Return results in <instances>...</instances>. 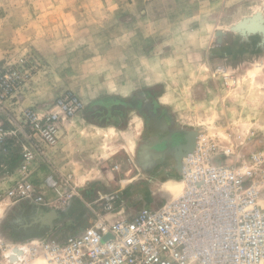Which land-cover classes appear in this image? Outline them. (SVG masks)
I'll return each mask as SVG.
<instances>
[{
  "label": "rangeland",
  "instance_id": "rangeland-1",
  "mask_svg": "<svg viewBox=\"0 0 264 264\" xmlns=\"http://www.w3.org/2000/svg\"><path fill=\"white\" fill-rule=\"evenodd\" d=\"M68 91L83 109L36 154L34 174H62L69 186L56 196L42 186L41 203L0 198V264L78 233L93 211L104 215V196H114L108 219L175 198L182 181L174 191L164 181L195 149L175 159L188 132L229 163L264 152V0H0V126L27 135L24 111L44 112ZM11 138L0 190L23 178L26 139ZM49 210L52 227L37 222Z\"/></svg>",
  "mask_w": 264,
  "mask_h": 264
},
{
  "label": "built area",
  "instance_id": "built-area-1",
  "mask_svg": "<svg viewBox=\"0 0 264 264\" xmlns=\"http://www.w3.org/2000/svg\"><path fill=\"white\" fill-rule=\"evenodd\" d=\"M82 109V101L68 91L44 112L24 111L27 135L0 126V151L13 136H23L27 144L21 152L23 178L0 190V198L43 201L27 179L28 166L44 147L58 142L61 124ZM224 157L228 154L198 135L195 149L182 160L178 196L110 219L104 215L113 212L114 196H104V215L93 211L96 219L78 233L42 239L17 259L11 254L14 261L6 264H30L36 256L45 264H264V152L241 162ZM61 177H45L44 186L60 195L59 188L70 183Z\"/></svg>",
  "mask_w": 264,
  "mask_h": 264
},
{
  "label": "crops",
  "instance_id": "crops-1",
  "mask_svg": "<svg viewBox=\"0 0 264 264\" xmlns=\"http://www.w3.org/2000/svg\"><path fill=\"white\" fill-rule=\"evenodd\" d=\"M32 101H34V102H36L37 100H24L23 102L22 101H20V106L21 107H24V106H27L29 103H31ZM35 104V103H34ZM3 121V116L0 114V123ZM9 142H13L14 140L11 138V139H9L8 140ZM7 141V143H9ZM60 141V140H59ZM58 141V143H57V145L60 143ZM5 145V144H4ZM55 147H57V146H55ZM36 159H37V157H35L34 158V160L30 163V165L28 166V168H29V173H28V176H27V179L35 186V188L37 189V190H39V191H41L40 190V188L42 187V186H44V178L45 177H47V176H55V177H57V178H60L61 176H63L62 174H57V173H55V172H47L43 177H36V174H34V171H35V167L36 166H39L38 165V163H37V161H36ZM38 160V159H37ZM42 166V165H41ZM38 168V167H37ZM33 174V175H32ZM14 177V176H13ZM64 178H66L65 176H63ZM4 178H6V177H4ZM4 178H3V180H4ZM62 178V177H61ZM1 179H2V177H1ZM68 181L70 182V180L68 179ZM7 182V181H6ZM95 183H99V181H95ZM101 184V183H100ZM64 190V188L63 187H60L59 188V190L61 191V190ZM55 194H53L54 196H56V191L54 192ZM68 200H70V199H68ZM159 206H161V204H154V203H148V204H136V205H133L132 207H130V212L129 213H131L130 215H132V214H134L135 212H137V211H139L140 209H142V208H157V207H159ZM58 217H59V215H58Z\"/></svg>",
  "mask_w": 264,
  "mask_h": 264
},
{
  "label": "bare ground",
  "instance_id": "bare-ground-1",
  "mask_svg": "<svg viewBox=\"0 0 264 264\" xmlns=\"http://www.w3.org/2000/svg\"><path fill=\"white\" fill-rule=\"evenodd\" d=\"M141 124V123H140ZM196 137H197V135L195 134V140H194V146L196 145ZM193 139H194V136H193V134H191L190 135V138H189V143H188V145H186V146H179V147H177L176 149V154H175V159L177 160V162L179 163V162H181V159H182V157H183V154H186V153H189L192 149L190 148V146H191V144H193ZM190 148V149H189ZM195 148V147H194ZM183 160V159H182ZM174 168H177L176 166H174ZM169 170H171V169H169ZM179 173V172H178ZM167 179H165V184L168 186V187H170L171 189H172V191H174L176 188H177V185L179 186V182H180V184H181V176H180V173H179V177H177L176 176V174H175V177H166ZM164 182H163V184H164ZM174 193V192H173ZM181 193V192H180ZM177 195H179V194H177ZM176 195V196H177ZM20 250H23V249H21L20 248ZM17 251V250H16ZM13 254V257L12 258H14V257H20L21 256V254L19 255V253H17V252H13L12 253ZM11 258V259H12ZM13 260V259H12Z\"/></svg>",
  "mask_w": 264,
  "mask_h": 264
},
{
  "label": "water",
  "instance_id": "water-1",
  "mask_svg": "<svg viewBox=\"0 0 264 264\" xmlns=\"http://www.w3.org/2000/svg\"><path fill=\"white\" fill-rule=\"evenodd\" d=\"M188 134L189 135L193 134V136H194L193 144H191V146H190V148L193 149L194 148V140H195V132H188L186 134V136H189ZM186 136L184 137V139H186ZM181 167H182V163H180L179 167L177 168L179 173L181 171ZM57 217H58V214H57V212L55 210H49L46 213H44V215L42 217H40L39 220H37V222H39L42 225H46V226L52 227V221L54 219H56Z\"/></svg>",
  "mask_w": 264,
  "mask_h": 264
}]
</instances>
